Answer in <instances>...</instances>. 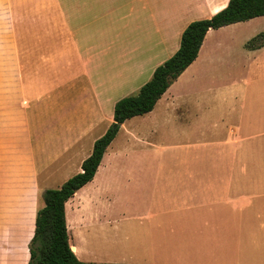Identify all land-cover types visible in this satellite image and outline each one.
<instances>
[{"label": "crops", "instance_id": "obj_1", "mask_svg": "<svg viewBox=\"0 0 264 264\" xmlns=\"http://www.w3.org/2000/svg\"><path fill=\"white\" fill-rule=\"evenodd\" d=\"M229 2L0 0V264H29L43 193L82 172L123 87ZM262 31L264 16L209 30L154 110L122 124L66 204L79 260L264 264V46H247Z\"/></svg>", "mask_w": 264, "mask_h": 264}, {"label": "trees", "instance_id": "obj_2", "mask_svg": "<svg viewBox=\"0 0 264 264\" xmlns=\"http://www.w3.org/2000/svg\"><path fill=\"white\" fill-rule=\"evenodd\" d=\"M264 16V0H230L228 6L204 20L189 24L182 35L179 50L157 67L152 79L136 95L119 100L114 107V122L99 138L92 154L82 164V172L66 181L60 188L43 193L45 206L37 212L35 234L30 243L29 264H121L83 262L70 245L66 219V204L90 183L104 154L127 120L152 112L169 87L197 59L209 30L246 22ZM249 48L264 46V32L252 39Z\"/></svg>", "mask_w": 264, "mask_h": 264}, {"label": "rangeland", "instance_id": "obj_3", "mask_svg": "<svg viewBox=\"0 0 264 264\" xmlns=\"http://www.w3.org/2000/svg\"><path fill=\"white\" fill-rule=\"evenodd\" d=\"M252 25V24H251ZM252 28H253V26L252 27H250V28H244V33H248V31L249 30H252ZM264 31H262V33H263ZM235 35H239V36H241V35H243V31L242 30H239L238 32H237V34H235ZM230 42V45H229V48H231V50L230 51H232L235 47H236V45H237V40H230L229 41ZM234 58H238L237 56H234ZM107 61H108V59H107ZM231 61V60H230ZM239 61V59H237V60H235V61H232V65L234 64V63H236V62H238ZM146 78H147V76H141V77H138V80H137V82L136 83H131V84H129V85H127V86H124L123 88L124 89H127V88H130V87H132V89H130V90H123L122 92H120V93H118V96H121V98H125V97H127V96H132V95H136L137 93H138V91L140 90V88H138V86L144 81V80H146ZM214 78V80H216L217 82H218V85H220V86H222V84H226V82L227 83H230V82H232V80L233 79H241V78H247V77H243V76H240V75H228L227 74V76H226V74H224V75H218L217 77H213ZM131 79H133V77L131 78ZM213 80V81H214ZM126 83H129V82H126ZM207 82L206 81H203V84H206ZM217 99H219V98H217ZM112 115H114V109H113V111H112ZM103 126H106V124L104 125H102L101 127H103ZM76 167H74L73 169H75ZM58 186H60L57 182L56 183H53V187H51V189H57L58 188ZM41 199H42V203H43V206H45V203H44V200H43V195H42V197H41ZM94 206H92V208H93ZM1 222H2V220L0 219V233H1V228H2V226H1ZM100 229L101 228H99V229H97V228H89V232H90V238H91V248H93V250H94V252L95 253H97V254H99L100 252L99 251H101V250H105V241L103 240V242H98V237H97V235H98V231H100ZM32 241V240H31ZM31 243V242H30ZM30 246V245H29ZM29 250H30V248H29ZM96 256V255H95ZM89 257H91V256H89ZM90 259V258H89ZM83 262H85V261H83ZM87 262H94V263H97L96 261H87Z\"/></svg>", "mask_w": 264, "mask_h": 264}, {"label": "water", "instance_id": "obj_4", "mask_svg": "<svg viewBox=\"0 0 264 264\" xmlns=\"http://www.w3.org/2000/svg\"><path fill=\"white\" fill-rule=\"evenodd\" d=\"M73 250V249H72Z\"/></svg>", "mask_w": 264, "mask_h": 264}]
</instances>
